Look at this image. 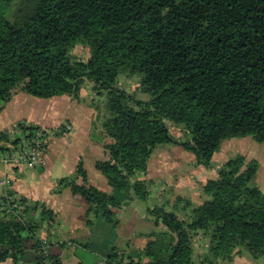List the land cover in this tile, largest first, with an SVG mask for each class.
<instances>
[{
    "label": "trees",
    "instance_id": "obj_1",
    "mask_svg": "<svg viewBox=\"0 0 264 264\" xmlns=\"http://www.w3.org/2000/svg\"><path fill=\"white\" fill-rule=\"evenodd\" d=\"M77 44L89 48L86 59L72 55ZM122 76L137 79L134 91L119 86ZM85 84L103 99L91 136L104 149L94 166L111 191L89 184L81 161L61 183L85 203L86 224L92 217L115 224L116 210L149 194L151 180L141 175L157 146L180 145L208 166L228 138L264 143V0H0V112L18 92L80 100ZM167 121L186 138L173 136ZM17 126L24 138L35 127ZM1 141L19 144L6 131ZM257 167L237 154L202 186L204 203L189 201L182 213L149 208L154 229L145 243L112 246L104 264L260 260ZM7 191L0 195V264H64L54 211Z\"/></svg>",
    "mask_w": 264,
    "mask_h": 264
},
{
    "label": "rangeland",
    "instance_id": "obj_2",
    "mask_svg": "<svg viewBox=\"0 0 264 264\" xmlns=\"http://www.w3.org/2000/svg\"><path fill=\"white\" fill-rule=\"evenodd\" d=\"M72 55L79 59H86L89 56V48L83 44H77L72 50ZM119 86L128 92H132L136 89L137 79L134 77L122 76L119 78ZM89 91H91L90 94L88 91L87 95L85 94L86 105L91 110H94L95 114L93 116L96 118L97 111L94 109V106L101 105L103 101L102 95L92 93L91 89H89ZM18 96L19 95L11 99L12 101L5 110H11L12 116H28L34 113L36 117L40 118L42 115L46 116V114L50 113L52 108L49 109L42 106L40 110L32 112L28 104L30 102H36V100H41V102L44 103H52L55 100H60L62 95L49 98H38L26 93H21V96H25L27 99L25 102H21V104L17 103L19 100ZM137 96L141 97L138 91ZM8 103L9 102H7L6 105ZM53 104L54 103H52V105ZM57 105H60V107L53 106L56 107L60 113H72L71 110L67 112L63 104ZM62 117L64 118L63 115H56L53 118ZM20 118L23 117L21 116ZM18 123H23V121H18L12 126L15 132L11 130L13 129L12 127H8L5 131L12 139H18L20 144L23 142L24 135H17V132L20 130L17 126ZM96 123L95 120L93 123V130L95 129V125H97ZM63 124H65L64 121L60 122L59 125ZM167 125L173 136L181 139L186 138L177 124L172 121H167ZM53 130L54 129H49L51 132H49L50 143L55 141V137L52 136V134H54ZM58 130L60 131L61 128ZM2 142L4 141L0 142V146H3ZM6 147H8L11 152L15 151L12 144ZM76 147H73L70 152L73 154L76 153L74 151ZM5 149V151H8L7 148ZM50 154L49 152V158L51 156ZM237 154H242L248 160L254 159L257 161L258 167L252 183L264 191V143L256 142L251 137H232L223 141L219 149L213 154L211 163L208 166L197 164L194 155L190 151H185L180 145L167 143L157 146L153 150L149 161L150 168L148 169L151 172H149L147 176V179L151 180L149 194L144 199L135 197L125 204V209L120 208L116 210L115 216L117 221L115 224L105 222L101 220L100 217H92V224H86L85 212L83 213V218L73 222L68 219H63L61 216L59 217L57 215L58 213L54 212L56 222L59 223L65 220V225H67L66 229L60 234V241L66 244L62 250V255L66 256L64 259L65 264H104V255H106L112 246L116 248L135 247L136 245L142 246L143 244L140 241L145 238L139 235L148 233L154 229V224L152 220H150L149 215H147L149 208L158 207L182 213V206L189 201L193 205L204 203L207 198L202 192V186L210 177L216 174V170L219 166L229 160V158L235 157ZM94 157L98 159L99 156ZM83 159V161L82 159L79 161H81L86 171V165L89 166L90 169V157L84 153ZM44 166H46V164ZM88 171L89 178H87V182L89 184H95V186L101 190L110 187L107 181H105L104 175L96 167ZM53 175L51 173L53 181L51 192L52 195L55 196L57 192L64 188L66 189V187H63V183H61L63 178L73 179L75 177V172L70 174L63 173L62 176H59V174L56 175L55 172ZM86 175L88 177L87 171ZM3 188L2 184H0V193L3 191ZM40 235L41 238H45V234ZM83 244H86V246H83ZM236 264H264V256H262L260 260H253L251 262L244 258H238Z\"/></svg>",
    "mask_w": 264,
    "mask_h": 264
},
{
    "label": "crops",
    "instance_id": "obj_3",
    "mask_svg": "<svg viewBox=\"0 0 264 264\" xmlns=\"http://www.w3.org/2000/svg\"><path fill=\"white\" fill-rule=\"evenodd\" d=\"M89 89V84H85L83 90H81L80 100H77L76 98H73L69 95H62L60 100H55L52 102L54 103V106L58 107H60V105L57 104H63L64 109H66L67 112L71 110L72 113H60V111L56 107H54L51 102L44 103L41 102V100H36V102H30L28 104L32 112H35V110H40L42 106L49 109L52 108V111H50V113L46 114V116L42 115V117L40 118L36 117L34 113L28 116H12L11 110H5L12 100H10L9 103L2 109V111L0 112V131H5L8 127H12L18 121H23L25 125L40 126L47 129L48 131L49 129H54V132L52 131L54 133L52 134V136L55 137V141L53 143H50V141L48 142L45 150V158L47 163L46 166L42 168H28L24 165H4L0 163V180H8V185L2 184L4 188L2 189L3 191L0 193V195L8 193L7 190H9L10 192H12L11 197L13 198L25 197L29 201L33 200L43 202L47 207L58 213L57 215L59 217L61 216L63 219H68L73 222L84 217L83 213L86 210L85 203L79 198L75 197L68 188H64L63 190L57 192L55 196L52 195L51 190L53 188V181L51 173L53 175L56 172V175L59 174V176H62L63 173L70 174L74 172L76 163L80 159H82V161L84 160L83 156L85 153L90 157V169L89 166H85L88 174L87 178H89L88 170L95 168L94 162L96 160L106 158L102 144L95 141V139H93V137L91 136L93 132V123L95 121V118L93 116L95 112L93 109L91 110L86 105L85 96L87 95V91L89 94L91 93ZM21 93L23 92L16 93L11 99H14L15 96L19 95V100L17 103L21 104V102H25L27 99L25 98V96H21ZM92 93L95 94L94 91H92ZM56 115H63L64 118H53ZM21 116L23 118H20ZM63 121L65 122V124L59 125L60 122ZM59 128H61L60 131L58 130ZM11 130L15 132L14 128ZM96 132L100 133L99 130ZM21 133L22 132L19 130V132H17V135H21ZM105 140H108V138H105ZM2 144L3 146L11 145L7 142H2ZM73 147H76L74 149L76 153L74 154L70 152ZM5 152L7 151L0 150V156L2 154H5ZM49 152L51 153L50 158ZM94 156L99 157L98 159H95ZM148 168H150V164ZM149 172L150 171L148 169L146 176L145 174L141 176L147 179ZM92 185L95 186V184ZM102 190L110 192L111 188L109 187ZM122 208L125 209V206H123ZM65 224V220L59 223L57 222V228L53 234L56 235L59 239H61L60 234H62V232L66 229L67 225ZM145 234L148 233L139 235L140 237L145 238L140 241L142 244H144L146 240ZM199 243L202 244L203 240ZM65 257L66 256H63L61 253V258L64 264ZM237 260L234 262V264H236Z\"/></svg>",
    "mask_w": 264,
    "mask_h": 264
},
{
    "label": "built area",
    "instance_id": "obj_4",
    "mask_svg": "<svg viewBox=\"0 0 264 264\" xmlns=\"http://www.w3.org/2000/svg\"><path fill=\"white\" fill-rule=\"evenodd\" d=\"M48 142L49 131L43 127L35 126L30 136L25 137L23 142L15 147L14 152L7 151L0 156V163L42 168L46 164L45 150ZM0 184L8 185V180H0ZM195 245L197 246L196 242Z\"/></svg>",
    "mask_w": 264,
    "mask_h": 264
}]
</instances>
